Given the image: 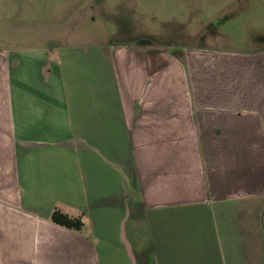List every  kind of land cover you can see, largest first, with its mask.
<instances>
[{
	"label": "crops",
	"instance_id": "obj_1",
	"mask_svg": "<svg viewBox=\"0 0 264 264\" xmlns=\"http://www.w3.org/2000/svg\"><path fill=\"white\" fill-rule=\"evenodd\" d=\"M99 1L138 39L19 44L0 0V264H264V47L188 46L208 0Z\"/></svg>",
	"mask_w": 264,
	"mask_h": 264
},
{
	"label": "rangeland",
	"instance_id": "obj_2",
	"mask_svg": "<svg viewBox=\"0 0 264 264\" xmlns=\"http://www.w3.org/2000/svg\"><path fill=\"white\" fill-rule=\"evenodd\" d=\"M139 1V4H130L128 10H138L145 16L165 15L167 17L172 13L182 12L175 9V4L170 0ZM251 1L252 3L249 0H208L207 3L194 4L202 9L211 24L219 22L221 25L215 27L213 24L211 32L193 36L187 45L237 50L264 47V0ZM103 5L105 6L99 0H33V2L17 0V10L22 15V19L19 18L18 21L19 28L22 27V31L27 26L32 29L27 30L32 35L19 34L18 43L35 46L51 39L61 45L83 46L138 39L137 35H113L115 28L109 23L113 21L99 15L104 10ZM109 5L121 11V4L110 3ZM98 6L99 8H96ZM105 10L113 11L114 8ZM26 12H28V18H23L24 15L27 16ZM118 13L121 14V12ZM143 21L146 22V20ZM145 26L144 31L149 35H140V37L149 41L150 44H153L154 40L170 42V36L150 34L151 32L154 34L155 25L146 23Z\"/></svg>",
	"mask_w": 264,
	"mask_h": 264
},
{
	"label": "trees",
	"instance_id": "obj_3",
	"mask_svg": "<svg viewBox=\"0 0 264 264\" xmlns=\"http://www.w3.org/2000/svg\"><path fill=\"white\" fill-rule=\"evenodd\" d=\"M51 219L54 223L66 227L68 229L80 230L83 226L80 219H71L58 211H55L52 214Z\"/></svg>",
	"mask_w": 264,
	"mask_h": 264
}]
</instances>
